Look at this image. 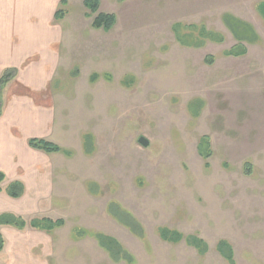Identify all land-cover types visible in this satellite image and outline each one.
<instances>
[{"label":"rangeland","instance_id":"rangeland-1","mask_svg":"<svg viewBox=\"0 0 264 264\" xmlns=\"http://www.w3.org/2000/svg\"><path fill=\"white\" fill-rule=\"evenodd\" d=\"M65 10L68 49L49 100L54 134L42 138L63 149L46 162L67 221L56 237L71 254L59 259L108 264L94 241L67 240L86 227L117 238L135 264H228L216 249L222 240L237 264H264V0H102L100 13L117 17L108 32L93 27L84 0ZM225 15L258 36L245 56L224 54L238 44ZM205 30L224 41L191 46ZM203 136L208 162L198 152ZM113 205L142 225L144 239L109 213ZM159 227L196 235L209 252L165 242Z\"/></svg>","mask_w":264,"mask_h":264},{"label":"crops","instance_id":"crops-1","mask_svg":"<svg viewBox=\"0 0 264 264\" xmlns=\"http://www.w3.org/2000/svg\"><path fill=\"white\" fill-rule=\"evenodd\" d=\"M64 1L67 7L73 2L0 0V79L7 70H17L1 95L0 173L5 175V182L0 192V216L10 214L28 223L42 218L65 221L64 227L51 234L29 226L24 229L0 226L5 241L0 264H76L68 261L71 251L61 250V242L56 237L67 227V221L57 215H61V209L57 208L61 202L54 196L56 176L52 167L46 164L55 155L29 146L31 139L52 140L54 134L56 111L49 100L52 85L63 65L64 51L68 49L64 25L69 23V13L65 10L63 19L56 18ZM15 182L24 185L20 198H13L6 192V188ZM71 211L76 213L77 209L72 207ZM77 229L84 230L86 235L76 236ZM94 232L104 233L75 227L67 240L71 244L94 241L108 264H115L94 238ZM63 254L68 256L59 259Z\"/></svg>","mask_w":264,"mask_h":264},{"label":"trees","instance_id":"trees-1","mask_svg":"<svg viewBox=\"0 0 264 264\" xmlns=\"http://www.w3.org/2000/svg\"><path fill=\"white\" fill-rule=\"evenodd\" d=\"M119 1L123 3L126 0ZM101 3L102 0L84 1L85 7L90 10L89 16L94 17L93 27L95 29H104V31L108 32L114 28L117 22V17L113 14L100 13ZM63 4L65 5L66 2L64 1ZM64 15L65 12L63 13L62 10H60L58 11L56 18L63 19ZM224 23L238 41V44L236 46L232 47L229 50H226L224 54L229 57L245 56L248 53V49L244 43H256L258 41L257 34L247 23L231 15L224 16ZM207 40L222 43L224 41V38L221 34L205 30L204 33L200 34V43H194L191 46L202 47ZM206 62L209 64H213L214 58L208 57ZM16 73L17 70L15 69L7 70L0 79V116L2 115V91L4 90V87L16 76ZM29 146L46 154L63 152V149L60 146L44 139H31L29 141ZM198 152L206 162H208V160L212 157V144L211 138L209 136H203L200 138V142L198 144ZM252 168V165L250 163H247L245 165L246 173L250 174L252 172ZM4 182L5 175L3 173H0V192L3 191L2 184ZM6 192L13 198H20L24 193V185L21 182L12 183L6 188ZM109 213L120 224L128 228L137 238L144 239L146 235L144 233L142 225L138 223L128 212L113 205L110 206ZM2 225H11L19 229H24L29 226L32 229L43 230L51 234L54 230L64 227L65 221H54L51 219L42 218L34 219L28 223L21 217L6 214L0 216V226ZM75 233L76 236H79V234L84 233L86 235L87 232L79 229L76 230ZM157 233L163 241L168 243L179 244L183 241L186 242L187 245L195 248L201 256H205L209 252V246L206 241L196 235L186 236L177 230H172L167 227H159ZM81 237H84V235ZM94 238L97 240L100 247L108 252L111 260L115 264H120L122 262H125L126 264L136 263L134 256L116 238L100 232H94ZM4 246L5 241L0 233V252L4 249ZM216 249L218 253L228 262V264H237L233 246L228 241H220L217 244Z\"/></svg>","mask_w":264,"mask_h":264},{"label":"water","instance_id":"water-1","mask_svg":"<svg viewBox=\"0 0 264 264\" xmlns=\"http://www.w3.org/2000/svg\"><path fill=\"white\" fill-rule=\"evenodd\" d=\"M139 143H140L141 145L145 146V147H147V146L149 145V141H148L146 138H144V137H141V138L139 139Z\"/></svg>","mask_w":264,"mask_h":264}]
</instances>
